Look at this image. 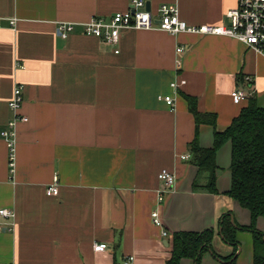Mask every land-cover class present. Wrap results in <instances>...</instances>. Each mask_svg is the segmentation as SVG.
<instances>
[{
  "label": "crops",
  "instance_id": "1",
  "mask_svg": "<svg viewBox=\"0 0 264 264\" xmlns=\"http://www.w3.org/2000/svg\"><path fill=\"white\" fill-rule=\"evenodd\" d=\"M131 1L0 0V133L15 83L22 85L19 113L28 118L17 124L14 177L0 135V208L15 212L13 231L0 232V264H123L128 255L130 264H166L173 232L207 227L216 230L215 252L228 256L233 248L218 218L231 212L239 226L250 223L249 211L223 194L231 184L229 142L215 156L218 194L193 191L198 168L181 156L190 155L196 129L199 145L211 148L214 129L224 130L247 105L251 98L234 103L230 96L243 76H252V98L264 105V57L224 35L127 29L118 53L80 25L60 36V23L107 17ZM143 1L154 20L168 3L193 25H228L225 13L237 2ZM9 18L17 19L14 28ZM158 95H172L174 106ZM187 96L197 111L215 115L214 127L196 128ZM162 169L176 178L159 204ZM55 178L58 194L47 195ZM156 208L161 226L151 219ZM256 228L264 234V216ZM236 236V264H252L251 234L239 229ZM95 242L109 248L94 252ZM201 264L222 262L206 252Z\"/></svg>",
  "mask_w": 264,
  "mask_h": 264
},
{
  "label": "trees",
  "instance_id": "2",
  "mask_svg": "<svg viewBox=\"0 0 264 264\" xmlns=\"http://www.w3.org/2000/svg\"><path fill=\"white\" fill-rule=\"evenodd\" d=\"M187 101L196 128L200 124L215 126L214 114L197 111V101L194 97L187 96ZM197 131L196 129L195 136L189 143L190 161L198 168L197 176L192 183L193 191L218 194L215 156L219 148L230 141L231 184L223 194L249 211L250 223L239 226L232 219L231 212L218 218L217 229L223 240L233 248L228 256H221L213 249L216 232L213 227L200 231L173 232L170 257L166 264H180L182 258L191 259L192 264H200L206 252L218 258L222 264H236V251L239 246L236 234L239 229L251 234L252 264H264V234L256 228L257 218L264 216V105H259L255 98L249 99L229 126L222 131L214 129L211 148H202L199 145ZM202 174L206 175L203 184L199 181Z\"/></svg>",
  "mask_w": 264,
  "mask_h": 264
},
{
  "label": "built area",
  "instance_id": "3",
  "mask_svg": "<svg viewBox=\"0 0 264 264\" xmlns=\"http://www.w3.org/2000/svg\"><path fill=\"white\" fill-rule=\"evenodd\" d=\"M225 16L229 20L228 25H193L187 23L179 16L178 8L175 4L163 3L158 9V19L154 20L149 11L145 9L143 0H132L131 6L126 11L115 12L110 16H91L84 23L63 22L58 25L60 36L66 38L74 30L76 25L82 27V33L86 36L96 37L105 43L114 47V52L118 53V45L121 34L127 29L136 30H160L170 35L180 33L200 34V35H224L234 38L243 43L248 48L264 57V0H237L236 6L229 9ZM16 18H9V26L14 28ZM2 28L0 19V29ZM184 51L183 46L176 48L177 53ZM252 76L245 75L238 87H236L230 96L234 103L248 100L255 95ZM185 84L184 80L173 81L170 87L176 90ZM158 99L164 101L170 107L174 106V97L172 95H158ZM23 102L22 85L15 83L13 86L12 97L8 102V109L11 113L6 126L0 135L7 148V160L9 174L14 177L16 145H17V124L25 122L28 118L19 113ZM189 154L182 155L181 159L188 160ZM175 175L167 169H162L158 173V179L161 182V188L157 190V202L160 204L164 196L171 192L175 183ZM47 195H57L58 186L55 178L51 185L46 189ZM152 222L161 226L159 211H151ZM15 225V212L9 208H0V232L13 231ZM163 235L167 233L163 231ZM109 246L106 243H93L94 252L106 251ZM133 256L128 255L123 264H130Z\"/></svg>",
  "mask_w": 264,
  "mask_h": 264
},
{
  "label": "water",
  "instance_id": "4",
  "mask_svg": "<svg viewBox=\"0 0 264 264\" xmlns=\"http://www.w3.org/2000/svg\"><path fill=\"white\" fill-rule=\"evenodd\" d=\"M145 9H146L147 11H149L150 8H149V4H148V3L145 4ZM227 142L230 143V141H227ZM224 144H225V143H224ZM229 171H230V170H229ZM232 222H233V220H232Z\"/></svg>",
  "mask_w": 264,
  "mask_h": 264
},
{
  "label": "rangeland",
  "instance_id": "5",
  "mask_svg": "<svg viewBox=\"0 0 264 264\" xmlns=\"http://www.w3.org/2000/svg\"><path fill=\"white\" fill-rule=\"evenodd\" d=\"M201 264V263H200Z\"/></svg>",
  "mask_w": 264,
  "mask_h": 264
}]
</instances>
